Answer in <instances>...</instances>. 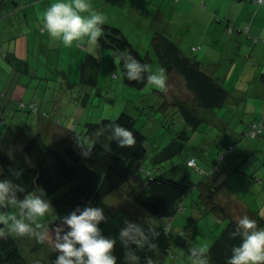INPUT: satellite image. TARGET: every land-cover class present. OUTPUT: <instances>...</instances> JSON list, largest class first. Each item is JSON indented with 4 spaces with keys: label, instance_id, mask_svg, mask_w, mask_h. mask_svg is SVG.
Returning <instances> with one entry per match:
<instances>
[{
    "label": "rangeland",
    "instance_id": "374dc122",
    "mask_svg": "<svg viewBox=\"0 0 264 264\" xmlns=\"http://www.w3.org/2000/svg\"><path fill=\"white\" fill-rule=\"evenodd\" d=\"M193 1L199 8L202 7V4H207V7L204 9H207L211 15L213 12L218 11L223 19L214 20L212 16L211 18L207 17L203 21L199 20L196 22L193 29L190 30L189 28L192 26L195 19L187 18L186 10L181 8L176 0H90V3L94 9L106 15L107 22L105 24H111L122 28L135 47L138 48L142 54L147 56L150 67L156 70L158 68L164 69L152 46V38L156 31L163 32L167 26L166 31L169 33L172 32V36L179 35L182 37V35H184L183 38L185 39L186 35H189L188 39L191 40L197 35L193 34L197 31L195 30L197 27L200 28V23L202 22L204 24V36L206 37L205 29L212 30L215 25L225 24L228 21L225 12L228 4L232 5L230 7L232 9L238 8L239 13V8L242 7L240 5H243V3H248L247 5H249L252 2V0ZM53 2H55V0H0L1 41L5 40V42H8L10 37L14 39H31L34 32H38L37 37H33L29 47V49H31L30 53H32L31 56L28 54L27 44L23 46V53L21 52L22 47L20 46L19 53L21 58H25V60L29 61V69L32 68L29 74L23 73L22 82H25L24 88L32 81L33 84L39 85V93L38 95L32 94L34 89L32 88L33 85L27 86V94L24 91L25 89L17 92H20L21 96H25L26 94L25 98L22 96L24 102L30 103L31 99L38 101L36 103L40 111L43 112V114L41 112L27 113L23 110H15L12 114L7 112L3 115L8 122L5 128H9L11 123L14 122L16 124L15 128H19V131H22V129H24L22 124L24 122L22 124L17 122L27 118L31 124V134L41 132L50 146L63 151L68 145L73 144V147L82 152L84 147L86 150L96 136V130H90L86 123L87 121L95 122L100 121L102 118H117L121 112L127 111L136 117L138 127L148 134L149 143L151 144L149 146L152 147L154 143H157V140L164 139L163 136L159 135V131L161 130L159 124L161 121L165 119L169 120V118L171 121L175 120V123L170 126L172 129L176 126V123L179 124L178 122L182 120L181 116H178L175 111L177 108H175L174 105L167 108L164 101H166V99L171 101L175 94L182 95L181 97L186 101H191V99H189L190 97L184 94V89L180 88V82L173 78V83L175 84L172 85V87H174L172 90H168L169 94L166 88L164 90H159L153 88L149 84L145 85L143 88L129 85L123 78L113 74L117 66L122 69V56L113 48H103L100 43L97 49L101 52H96L94 55L100 63L97 83L93 85L90 84L88 80L83 81L80 65L82 64V60L86 58L87 53H89L87 48H78L75 47V45L72 48H65L58 41L53 39L49 40L47 38V32L42 27V14ZM16 3L21 4L22 7L16 9ZM15 12L18 13V15ZM26 14H28V17ZM19 15L24 18L26 17V19L21 21ZM168 21L171 24L168 23ZM29 25L33 26V32H30L31 28ZM8 29L9 36H7ZM40 31H42V33ZM214 34H217V38L212 40V44L214 45L213 48L215 49L214 52L220 53L225 50L224 58L221 59L219 65L220 74H224L225 70L226 74L229 73L228 75L232 73L234 62L236 61L235 57L238 56V54H248L253 58L255 55L252 52H255L259 56L257 63L261 64L264 62V48L258 53L257 51L251 52V44L247 42L242 47V51H238L237 47L230 48L231 46L227 47L225 45L228 36L217 32H214ZM262 43H264V41ZM182 48L188 55L196 57L203 56L205 51L200 50L191 53L190 50L186 51L183 46ZM5 52H7V49H5ZM0 58H2L1 55ZM251 61L254 62L252 59ZM5 64L13 68L8 62H2L0 60V65L3 66ZM17 67L19 68L20 66L18 65ZM35 73H37V75H35ZM165 73L168 83L169 76L166 71ZM238 73L239 69L234 68V75L231 80L228 78L229 81H235ZM0 90L2 91V89ZM3 98L4 96H0V102ZM22 98L18 99L17 104L23 102V100H21ZM229 105L230 104H226L225 106L217 107L209 111H201V115L206 119L203 121L205 126L199 129H197V127L194 128L191 134L195 135L198 133V130L200 131L198 134H201V131L204 130L205 127L208 129L206 134L212 137H215L220 132L225 133V129H222L217 122H208L209 118L224 120L229 128L234 129L238 124L245 126L254 115L258 114L254 113L252 109H247V105L246 108L240 109L239 107L235 109L230 108ZM15 113H18L21 120H13ZM26 135L29 137L30 133ZM77 139L84 144V147L78 145ZM1 142L5 148H12L11 141L0 140V143ZM201 146L202 142L197 138V134L187 143V147H191L190 154L194 153L191 155L197 154ZM151 147L150 149H152ZM240 151L241 149H238L234 153L235 157L241 156ZM195 156L197 157V155ZM208 156L212 157V154L209 153ZM184 158L183 154H180L169 159L167 162L170 164L181 163L182 170H184L185 167L189 170V167L185 164L186 160H184ZM197 160V169L192 167L189 170V172L191 171L190 176L196 183L204 177L209 178V174L212 173L210 167L212 165H209L206 159L203 160L197 157ZM145 161V167L154 169V166L148 159ZM200 168L201 170H199ZM238 170L239 167L223 171L224 173L218 176L219 178H215H218L217 184L221 185L228 180L230 187L237 189L241 193H247L246 196L249 198L248 204L250 205V209L255 210L264 220V177H261V175H255V177L252 175L246 176L245 174L247 173L242 174ZM203 172H206V174L203 175ZM197 173H199V176H197ZM213 178L214 177L210 176L209 179L213 180ZM256 184L261 187L256 186ZM129 187L130 185L126 183L116 194H111L106 198V205L116 204V206H110L111 209H109L106 216L104 226L100 227L103 235L117 238V243L113 249L114 255L118 252L117 264H124L125 249L119 241L118 236L120 229L125 226V221H131L147 227L145 221L149 218V222L154 228V223L157 220V216L135 202L133 197L124 194L125 191L128 192ZM133 187L131 186L130 188L133 189ZM197 189L198 188H194V191ZM244 189H246V191ZM47 197L52 203V196L47 194ZM114 207L118 208V212H121L119 216L117 212L113 210ZM186 207L191 211L190 207L187 205ZM130 210H132L134 214ZM55 217L56 212L52 205L51 211L46 213L44 217H41L38 222L47 224L49 221L54 220ZM195 218H197V220L195 219L193 225H190L191 222L189 220H187L188 223L185 225L187 226V233L190 234V241L193 246H196L195 244H202L201 242L204 241L205 237H208L210 234H218L220 230H222L221 225H219L221 224L219 223V217L217 219L210 215L208 218L207 214H203V217H199L198 215ZM103 227L109 230L108 234L103 232ZM259 227H264V224ZM159 239L160 238L156 236L155 242L157 243ZM20 245L23 255L30 263L33 262L36 264V262H39L37 261L38 253L30 250L32 245L30 238L28 239L26 237L25 239H21ZM173 246L175 247L176 256L180 252H185L178 244H173ZM132 247L136 249L137 254L141 257V264H145V257L141 254V249L136 248L135 245H132ZM42 262L43 264H49L48 261ZM186 264H189V262Z\"/></svg>",
    "mask_w": 264,
    "mask_h": 264
},
{
    "label": "trees",
    "instance_id": "16d2710c",
    "mask_svg": "<svg viewBox=\"0 0 264 264\" xmlns=\"http://www.w3.org/2000/svg\"><path fill=\"white\" fill-rule=\"evenodd\" d=\"M178 1L176 0L177 4H179ZM254 1L258 5H264V0L262 2ZM202 7L206 8L207 4H202ZM213 13L216 20H219V13ZM168 23L170 22L168 21ZM102 27L104 34L99 43L103 48H113L122 57L131 54L141 62L148 64L147 56L135 47L121 27L111 24H105ZM234 29V25H228L227 32L230 34ZM166 30L167 26L165 31L154 33L152 46L167 74L175 72L185 79L193 99L190 102L182 101L179 98L171 101L166 99L164 104L167 108L174 105L179 116L183 117L185 124L191 128H196V125L203 121L200 110L209 111L221 106L227 100L229 92L223 86V76L213 77L206 72L196 56L188 55L183 50L180 42L181 37L179 35L172 36L173 33ZM244 30L247 35H251V38L258 40L257 36L250 33L249 26L245 27ZM188 37L186 36V38ZM202 47V44H197L189 50L191 53H195L200 51ZM99 64L96 56L92 54L86 56L81 64L82 80H88L90 84L95 85L98 80ZM123 80L137 88H143L147 85L146 82L136 83L135 81H128L126 78ZM168 90L166 89L167 93ZM22 103L25 106L16 104V111L41 112L36 102L23 101ZM41 113L43 114V112ZM86 123L90 130H96L93 142L86 149L89 151L87 157L73 147V144L68 145L63 151L50 146L41 132L31 134V124L29 123L22 124L24 129L12 140V148H5L3 143H0V167L3 168L0 179H11L14 183L22 185L26 191H33L42 187L49 196H52V205L56 212L54 220L47 224L42 222V225L47 229L42 240L36 232L22 237L7 235L0 238V264L30 263L23 255L20 245L21 239L26 237L31 239L30 250L32 252L38 253L47 245L54 247L62 217L75 210L77 206L102 207L106 217L109 212V208L105 204L106 198L126 183L130 187H134L133 189L129 187L128 192H125L133 197L139 205L160 218H170L177 212L181 207L180 203L183 198L195 187L198 188L200 202L206 210L220 207L229 220L208 248L209 264H226L227 258L231 255V248L240 243L239 237L232 238L230 235L235 230L238 218L247 215L256 221L258 227L263 226L264 220L255 210L240 205L234 207L229 203L220 205L218 196L223 183L220 185L209 179L210 176L216 177L224 169L228 160V152L236 149L235 142L226 145L227 152L221 153L220 156H223V159L218 158L216 164L213 165L209 178L204 177L196 183L185 171L180 176L176 174L177 170L181 168V163L170 164L167 162L174 156L182 154L185 143L181 139L175 140L176 142L170 145L154 143L152 147L149 146L151 144L148 134L138 127L136 117L127 111L121 112L117 118H102L100 121H87ZM113 123H119L132 129L136 136V145L131 148L119 147L111 137V125ZM252 125H255L256 129L262 128L258 135L262 134L264 132V113ZM252 125L245 132L248 138L258 136L249 134ZM28 133L30 136L25 139L23 136ZM1 141H5V139ZM9 152L13 153L12 159L9 158ZM192 158L196 162V166L192 167L197 168V159L196 157ZM147 159L155 170L144 166ZM190 159L184 158L187 166H191L189 164ZM11 170H22V175L16 177ZM239 172L245 173L241 168ZM245 175L247 176L249 173ZM19 195L23 198L24 193ZM165 222L156 228V232L163 227ZM104 223L105 221H102L99 227L104 226ZM157 237L162 240L163 244L161 243L159 253L153 259L160 257L163 264H166V254L175 257L173 244H178L189 252L193 247L187 230L174 232L172 222L170 232H157Z\"/></svg>",
    "mask_w": 264,
    "mask_h": 264
},
{
    "label": "crops",
    "instance_id": "0c3cea01",
    "mask_svg": "<svg viewBox=\"0 0 264 264\" xmlns=\"http://www.w3.org/2000/svg\"><path fill=\"white\" fill-rule=\"evenodd\" d=\"M178 3L181 8L186 10L187 18L189 17V19H195L192 26H190L189 28L190 30L193 29L194 24L199 20L203 21L207 17L211 18V16L214 20L216 19L214 13H212L211 15V13L206 9H204L203 7L199 8V6L193 0H179ZM247 4L243 3V5H240L242 7L239 8V13H238V8L232 9L230 8L232 5L228 4L225 11L228 21L225 24L222 23L215 25L212 30L205 29L206 37L204 36V32H203L204 24L201 22L200 25L202 27L200 26V28L197 27L195 29L197 31L194 32L193 35L195 34L197 35L193 39L191 40H189L188 38L184 39L183 38L184 35H182L180 40L181 45L184 47L186 51H189V49H191V47L194 45L202 44L203 47L201 51L205 50L204 54L203 56H197V59L201 63L202 68L206 72L211 74L213 77H218L219 75L224 77L222 83L223 86L228 90L229 96L227 100L219 107L225 106L226 104H230L229 105L230 108L235 109L239 107L240 109V108H246L247 105V109H252L254 113H258L254 115L252 119L245 124V126L244 125L241 126L240 124H238L237 126L234 127V129L229 128L227 124L224 122V120L209 118L208 122H213V123L217 122L222 129H225V133L220 132L215 137H212L211 135L206 134V131H208L206 127L204 130L201 131V134H198L200 133L199 130L198 133H196L197 138L200 140V142H202V146L198 149L199 152L197 151V154L195 155H197V157H200L203 160L206 159V162L209 165H212L210 166L211 170L213 168V165L216 164V161L220 157L221 153L227 152L226 145L234 142L236 143V150L228 152L227 155L228 160L226 162V165L224 166V169H222L216 177L223 174L224 173L223 171L227 169L228 170L234 169L236 167H239V169L240 168L243 169L245 173H249V175H253L254 177L255 175H261V177H264V132L255 138H248L245 135V132L247 131L248 127L251 126L253 122L256 121V119L259 118L262 113H264V62H262L261 64L257 63V59L259 56L255 52H252V51H257L258 53L261 49L264 48V45H262L264 44L262 43L264 41V5H260V4L256 5V1L254 0H252L251 4L249 5ZM20 7H22L21 4L16 3L15 8L19 9ZM217 12L218 11H216V13ZM16 14L18 15V13ZM26 16L28 17V14H26ZM219 16H220L219 20H222L223 17H221L220 14ZM19 19L23 21L26 19V17L24 18L19 15ZM228 25L229 26L234 25L235 27L234 31L230 34L227 32ZM248 26L250 27V33L252 35L257 36L258 38L257 41L251 38V35L250 36L247 35L244 29L245 27ZM29 27L31 28L30 32H33L34 31L33 26L29 25ZM40 32L42 33V31ZM214 32L221 33L222 35L225 34V36H228V40L225 43V45L227 47L231 46L230 48L237 47L238 51H242L243 49L242 47L247 42H250L251 52L255 56L251 58V55L248 54H238V56L235 57L236 61L234 62L232 73L228 75L229 73L226 74V70H225L224 74H220L219 65L221 63V59L224 58L225 50L220 53L214 52L215 49L213 48L214 45L212 44V40L217 38V34H214ZM8 33H9V29L7 30V36H9ZM37 34L38 32L35 31L32 36L37 37ZM33 37L31 39L29 38L14 39L13 37H10L8 42H5V40L1 42L0 55L2 58H0V60L2 62L3 61L8 62V64L11 65L13 68H10L7 64L3 66L0 65V89H2V91L0 90V96H4L3 100L0 102V127H1L0 140L5 139L6 141L12 142L14 137L20 134L19 128H15L16 124L14 122L11 123L9 128L8 127L5 128V126L8 125V122L3 117V115L7 112H9L10 114H12L13 111L15 112L16 110L15 106L17 104V101L19 98H22L23 96V95L21 96L20 92L18 93L17 91L25 89L24 91L27 94L28 92L27 86L33 85L32 88L34 89L32 94L38 95L39 93L38 84L35 83L33 84V82L31 81L29 84L26 85V88H24L25 82H22L23 73L29 74V72L32 71L31 70L32 68L29 69L30 66L28 60H25V58H21L19 53V48L20 46L22 47L21 52L23 53V46L27 44L28 54L29 56H31L32 53H30L31 49H29V47L30 44L32 43ZM47 38L51 40L49 35L47 36ZM83 48H87V44H85ZM5 49H7V52H5ZM96 52H101V51L96 48ZM89 54L90 53H87V56H89ZM251 59L254 60V62L251 61ZM84 60L85 59L82 60V63ZM18 65L20 66L19 68L17 67ZM234 68L239 69V73L236 76L235 81L232 82L229 81V79L231 80L234 75L233 74ZM35 75H37V73H35ZM168 76H169V81L167 83L166 89L172 90L174 88L172 87V85L175 84L173 83V78H175L177 81L180 82V88L184 89V94H187L188 97H190L189 99L191 100L193 99V95L189 92L187 88V83L183 77L176 74L175 72H172ZM26 94L25 96H23V98L26 97ZM181 96L182 95H175L172 98V100L179 98L180 100L183 101L184 99ZM23 98L21 100H23ZM30 101L38 102L35 99H31ZM175 111L179 116L177 109ZM200 111L204 112V110L202 109ZM13 120H21L18 113H15ZM204 120L206 119H204L203 117V121ZM203 121L199 122V124L196 125L197 129L205 126ZM23 122L29 123V119L25 118V120L19 121L17 123L22 124ZM173 123H175V120L171 121L170 118L169 120L165 119L161 121V123L159 124V126L161 127V130L159 131V135L163 136L164 139L157 140L156 141L157 144L170 145L176 142L175 140L181 139L185 143V147L182 151V154L186 158V160L192 157H196L195 155H191L194 153L190 154L191 147H187V143L190 142L196 136V134L195 135L191 134L194 128H191L188 125H186L183 117L182 120L178 122L179 124L176 123V126L171 129L170 126ZM26 136L27 135H24L23 137L27 139L28 136L27 138ZM238 149H241L240 153L243 159L241 158V156L235 157L234 153ZM209 153L212 154V157L208 156ZM229 165H230V169H229ZM188 167L189 170L190 168H192V166L189 165ZM189 170L186 167L184 170L180 168L179 170H177L176 174L180 176L185 171V173L191 175V171L189 172ZM205 174L206 172H203V175ZM197 176H199V173H197ZM216 177H214L213 180L211 179L210 180L213 182H217L219 177L215 179ZM228 182H229L228 180L223 182V185L220 189V194L218 196V202L220 203V205H226L227 203H229L232 204V206L234 207L236 205L237 206L240 205L250 209V205L248 204L249 198L246 196L247 193H241L237 189L230 187ZM256 186H260V185L256 184ZM119 190H117L114 193L116 194ZM244 190L246 191V189ZM124 194L129 196L126 192ZM180 204L182 209L181 210L178 209L177 212H175L170 218L157 217V220L154 223V228L156 229L163 222L170 219L172 222L174 232H180V231L182 232L183 230H187V226H185L188 223L187 220L191 222L190 225H193L195 219L197 220V218L195 217L198 215L199 217H203V214L204 215L207 214L208 218L210 215L214 216L217 219L219 217V223H221L219 225H221L222 228L227 224L229 220L224 215L220 207H215L206 210L202 205V203L200 202L198 189L194 191L193 188L190 191V193L183 198ZM111 205L109 204L107 205V207L111 209L110 207ZM186 205L190 207L191 211L188 210L189 208H187ZM112 206H116V204ZM113 210L117 212L118 216L119 214H121V212H118V208L114 207ZM130 211L134 214L132 210ZM103 228H104L103 232L108 234L109 230L105 227ZM218 234H210L208 237H205L204 241L201 243L203 245H206L208 249ZM161 243L162 240L159 239L157 241L158 248L155 251H150L145 248L143 250H140V252L145 258L149 256L153 258L159 253ZM173 251L175 253V257H171L167 254L165 255L166 264H186L187 262H189L190 252L188 250H185V252H180L177 256L174 246H173ZM57 254L58 253L54 251V247L47 245L38 252L37 261H39V264H43L42 261H48L49 264H53V261L55 260ZM117 254L118 252L116 253V256ZM29 264H35V263L32 262Z\"/></svg>",
    "mask_w": 264,
    "mask_h": 264
},
{
    "label": "clouds",
    "instance_id": "9594fccd",
    "mask_svg": "<svg viewBox=\"0 0 264 264\" xmlns=\"http://www.w3.org/2000/svg\"><path fill=\"white\" fill-rule=\"evenodd\" d=\"M41 20L51 39L65 48L74 45L79 48L86 43L89 53L95 55L104 34L102 26L107 22V17L94 9L90 0H55L43 12ZM122 59V69L117 66L113 73L115 76L136 83L146 82L159 90L167 87V76L163 68L153 70L150 65L131 54ZM111 137L121 148H131L137 142L133 130L119 123L111 125ZM77 143L84 147L79 139ZM82 155H89L85 147ZM9 158H13L12 152H9ZM11 171L16 177L22 175V170ZM2 173L3 168L0 167ZM20 193H24L23 198ZM51 209V200L42 187L26 191L11 179H0V238L7 235L22 237L36 232L42 240L47 229L38 221ZM105 219L104 209L99 206H77L63 216L54 245V251L58 254L53 264H117L118 258L113 254L117 238L103 235L99 227ZM145 223L147 227L125 221V226L120 229L118 239L125 249L124 264H141V257L132 245L141 250L146 248L155 251L158 248L155 242L156 229L149 218ZM230 235L232 238L239 237L240 243L231 248L226 264H264V227H258L255 220L244 215L238 218L235 230ZM207 252L206 245L193 246L189 253V264H209ZM145 264H158V261L149 256L145 258Z\"/></svg>",
    "mask_w": 264,
    "mask_h": 264
},
{
    "label": "built area",
    "instance_id": "2783aa9c",
    "mask_svg": "<svg viewBox=\"0 0 264 264\" xmlns=\"http://www.w3.org/2000/svg\"><path fill=\"white\" fill-rule=\"evenodd\" d=\"M259 1L262 2L263 0H259ZM21 104H22V106H25L24 103L21 102ZM261 131H262V128H257V129H256V126H255V125H254V126L252 125V128H251L249 134H250L251 136H256V135H258ZM220 159H223V156H220ZM189 164H190L191 166H196L195 159H194V158H191V159L189 160ZM179 209H181V207H180ZM170 230H171V221L168 220V221H166V222L164 223L163 227H161L157 232L160 233V232L163 231V232H165V233H169ZM165 250H167V248H165ZM155 260L158 261V264H163L162 258L158 257V258L155 259Z\"/></svg>",
    "mask_w": 264,
    "mask_h": 264
}]
</instances>
